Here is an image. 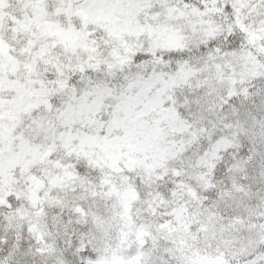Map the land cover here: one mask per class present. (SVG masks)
<instances>
[{
	"label": "snow or ice",
	"instance_id": "1",
	"mask_svg": "<svg viewBox=\"0 0 264 264\" xmlns=\"http://www.w3.org/2000/svg\"><path fill=\"white\" fill-rule=\"evenodd\" d=\"M0 264H264V0H0Z\"/></svg>",
	"mask_w": 264,
	"mask_h": 264
}]
</instances>
